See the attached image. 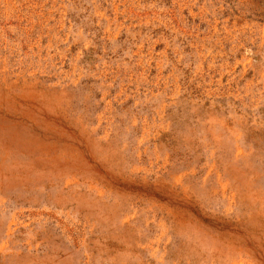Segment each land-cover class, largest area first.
<instances>
[{"label": "rangeland", "instance_id": "1", "mask_svg": "<svg viewBox=\"0 0 264 264\" xmlns=\"http://www.w3.org/2000/svg\"><path fill=\"white\" fill-rule=\"evenodd\" d=\"M0 264H264V0H0Z\"/></svg>", "mask_w": 264, "mask_h": 264}]
</instances>
